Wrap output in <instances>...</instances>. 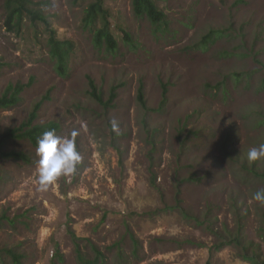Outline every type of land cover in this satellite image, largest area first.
Masks as SVG:
<instances>
[{
  "label": "rangeland",
  "instance_id": "rangeland-1",
  "mask_svg": "<svg viewBox=\"0 0 264 264\" xmlns=\"http://www.w3.org/2000/svg\"><path fill=\"white\" fill-rule=\"evenodd\" d=\"M5 1L0 95L9 84L26 87L16 106L0 110V136L43 100L37 123H57L60 137L78 130L83 159L75 175L40 191L36 148L5 141L2 153H24L29 162L0 156V249L21 254V264H81L77 248L92 259V247L101 264H252L232 243L212 249L240 236L264 257V205L251 201L264 189V160H247L264 143V0H155L160 25L135 17L132 0H105L113 53L96 48L82 25L92 0H32L57 39L73 44L65 78L42 26L37 38L27 24L23 32L6 26ZM211 31L220 36L195 48ZM88 79L104 102L115 89L110 105L90 97ZM178 203L202 224L184 218Z\"/></svg>",
  "mask_w": 264,
  "mask_h": 264
},
{
  "label": "trees",
  "instance_id": "trees-1",
  "mask_svg": "<svg viewBox=\"0 0 264 264\" xmlns=\"http://www.w3.org/2000/svg\"><path fill=\"white\" fill-rule=\"evenodd\" d=\"M84 1V0H83ZM86 1V0H85ZM105 0H92L84 9L82 16V25L92 34V41L96 48H105L107 52H115L118 48L116 38L111 30L110 13L104 5ZM132 12L137 18L145 17L153 25H160L165 22V15L156 5L155 0H132ZM5 24L10 30L22 31L25 24L28 25L29 30L35 31V38H37L38 25L44 28L47 34L46 45L50 59L54 63V70L58 76L65 78L69 72L70 59L73 54V44L71 41L57 39L55 31L50 27V22L44 14L42 8L35 4L32 0H6L5 1ZM220 36L218 31H211L202 37L196 44L195 48L205 49L210 43ZM123 40L127 44H132L131 37L128 33L123 32ZM2 64L0 63V68ZM25 85L9 84L4 92L0 95V110L6 111L16 106L21 99V94L25 89ZM88 88L90 97L97 103L107 107L112 103L115 98V89L111 90L109 99L104 102L101 94L99 93L93 80L88 79ZM47 98V97H45ZM166 90L163 89L161 105L165 103ZM137 99L140 107L146 108L143 99V89L140 85L137 93ZM43 104V100L33 106L32 111L28 117L20 123L17 127L8 129L0 136V156L6 159L20 160L29 162L27 155L21 152H8L2 153V146L5 141L9 140H22L28 141L33 147H37V140L42 136L45 131L54 130L55 133L59 130V125L55 122L37 123L38 112ZM264 123V117L261 119ZM179 213L189 220L193 221L195 225H201L202 221L194 216L189 215L179 203L176 204ZM207 228H210L208 224ZM212 230V229H211ZM264 235V223L261 228ZM233 244L241 250L242 258L252 264H264V257L256 252H250L251 244L245 245L241 241L240 236L226 237L220 239L219 243L212 247L213 250L219 251L226 244ZM94 257L92 259L86 258L83 253L77 248V258L81 264H97L103 261V254L96 248L92 247ZM58 257V252H55ZM3 258H9L13 264H21L22 255L18 254L13 249L2 248L0 249V263ZM60 260L61 258L58 257Z\"/></svg>",
  "mask_w": 264,
  "mask_h": 264
},
{
  "label": "clouds",
  "instance_id": "clouds-1",
  "mask_svg": "<svg viewBox=\"0 0 264 264\" xmlns=\"http://www.w3.org/2000/svg\"><path fill=\"white\" fill-rule=\"evenodd\" d=\"M111 131L121 134V128L117 120L110 121ZM78 130L73 129L67 136L60 137L54 130L45 131L37 140L36 153L39 157L37 165L38 190L47 191L60 177L73 176L83 157L76 146ZM249 162L264 160V143L251 148L247 153ZM251 201L264 205V189L252 194Z\"/></svg>",
  "mask_w": 264,
  "mask_h": 264
}]
</instances>
